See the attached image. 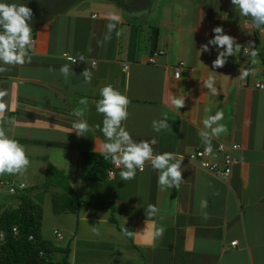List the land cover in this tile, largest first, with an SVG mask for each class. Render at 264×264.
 <instances>
[{
    "label": "crops",
    "instance_id": "crops-1",
    "mask_svg": "<svg viewBox=\"0 0 264 264\" xmlns=\"http://www.w3.org/2000/svg\"><path fill=\"white\" fill-rule=\"evenodd\" d=\"M111 15L120 18V35L114 31L105 41ZM216 26L242 47L224 67L213 69L217 51L200 48ZM33 37L30 62H0L8 68L0 72V91L5 93L0 128L25 147L30 160L22 175L4 176L24 183L30 179L25 191L37 202L50 190L62 191L59 174L70 184L79 197L77 210L56 214L61 233L54 235L56 245L68 247L66 264H264V89L252 85L254 79L264 81V26L253 29L251 18L239 15L231 0H154L151 9L129 17L112 0H75L37 23ZM154 48L162 52L149 63ZM62 52L85 57L70 65L74 76L67 80L59 71L70 64ZM179 61L183 63L174 77ZM86 68L92 73L87 84L80 75ZM246 69L251 73L239 76ZM209 75H215L217 95L203 85ZM107 84L131 101L123 126L134 140L155 138L154 152L183 157L179 188L162 189L150 162L131 180H123L117 166L101 179L80 178L81 150L102 152L105 142L95 126L102 128L96 103ZM173 95L186 96L184 107L172 105ZM81 98L88 103L80 104ZM74 109L84 110L89 125L84 136L73 131ZM217 110L224 113L219 123L227 126V134L214 137L212 146L218 141L239 144L237 161L225 178L185 157L205 147L198 133L206 115ZM165 113L171 128L157 133L152 122ZM49 177L55 184L45 189ZM7 199L0 194L1 202ZM204 200L207 207L201 206ZM148 204L158 210L149 219ZM160 227L164 231L156 236ZM124 229L134 234L125 235Z\"/></svg>",
    "mask_w": 264,
    "mask_h": 264
},
{
    "label": "clouds",
    "instance_id": "clouds-1",
    "mask_svg": "<svg viewBox=\"0 0 264 264\" xmlns=\"http://www.w3.org/2000/svg\"><path fill=\"white\" fill-rule=\"evenodd\" d=\"M231 4L239 15L251 18V26L253 29H259L264 26V0H231ZM32 10L25 4L0 2V62L3 65L14 66L23 65L31 61L29 51L32 44V28L30 21L32 20ZM120 23V18L116 15L109 17V22L106 24L105 41L111 39L112 33L117 31V24ZM213 36L207 40V43L202 44L200 52L210 54V46H213L217 51L215 60L212 61V68H222L227 63L228 57L237 56L242 45L236 41V38L226 34L222 26H216L212 29ZM254 42L249 41L248 46L254 47ZM222 49V50H221ZM90 51V49H89ZM256 52H252V57L255 58ZM70 64H65L60 67L59 71L67 80L69 76H74V72L70 65L76 64L77 61H85V57L80 54L77 57H69ZM255 63V59L252 61ZM8 71L7 67L0 66V72ZM54 71V69H49ZM212 73H215L211 71ZM251 73L250 69L240 72L239 76L247 77ZM216 74V73H215ZM83 77L85 84L90 83L92 73L87 68L80 74ZM203 85L213 95H217L218 91L215 87V75H209L203 81ZM5 95L0 91V98ZM100 97L96 103V110L102 114V128L98 124L95 127L100 129L105 137V142L102 144V154L104 159H110L117 167L121 168L120 176L123 180H131L135 178L137 170L143 171L146 162H150L154 170H157L158 184L164 188H179L182 178V160L183 157H178L173 152H154V145L157 140L136 141L131 134L123 126V121L128 118V106L131 103L126 94H122L112 84H107L100 89ZM186 96L173 95L171 103L178 110L184 107ZM86 98H81L80 104H87ZM5 111V105L0 103V114ZM206 113H210L211 109H205ZM73 115L77 117L73 123V131L78 136L89 131L87 120L84 119V110L74 109ZM0 119L3 116L0 115ZM224 119L222 110H217L215 115L208 114L203 119L202 123L204 130L198 134L201 142L205 146V151L212 153V139L219 137L221 134H227V126L219 123ZM153 130L159 133L161 130L171 128L168 123L167 114H163L159 120H153ZM30 165V160L26 155V149L15 138L6 134L3 128H0V175L5 173L11 175H22L27 171ZM202 207H207V201L201 202ZM157 208L153 204H148L145 208V216L147 219L153 217L157 213ZM206 218V214H205ZM164 229L160 227L155 235H162ZM99 234L98 232L96 233ZM124 234L131 236L133 231L124 229Z\"/></svg>",
    "mask_w": 264,
    "mask_h": 264
},
{
    "label": "trees",
    "instance_id": "trees-1",
    "mask_svg": "<svg viewBox=\"0 0 264 264\" xmlns=\"http://www.w3.org/2000/svg\"><path fill=\"white\" fill-rule=\"evenodd\" d=\"M74 1L46 0L42 3L41 10L39 4L36 5V11L30 21L32 36L37 23L50 19ZM112 1L120 8L123 15L129 17L151 9L154 0ZM154 42L155 28L153 27L150 44L154 45ZM78 162L80 178L83 180L104 178L106 169L111 165V160L104 159L102 152L91 150H81ZM49 170L51 171V168ZM1 178L10 180L13 184L20 181L6 176ZM50 178L45 182L43 188L47 189L50 185L55 184ZM56 181L58 185L62 186V191L50 190L49 198L52 211L54 213L75 212L79 197L61 174ZM4 193H6L9 202L7 204L0 203V264H66L68 247L56 245L41 235L42 208L39 202L34 200L28 191H25V183L22 188L15 189L12 193ZM56 252L61 254L60 259H54L53 254Z\"/></svg>",
    "mask_w": 264,
    "mask_h": 264
},
{
    "label": "built area",
    "instance_id": "built-area-1",
    "mask_svg": "<svg viewBox=\"0 0 264 264\" xmlns=\"http://www.w3.org/2000/svg\"><path fill=\"white\" fill-rule=\"evenodd\" d=\"M261 31V28L257 29ZM34 46V37L32 36V44L30 50ZM245 49H243L244 51ZM161 48H154L147 60L151 63L155 61V57L157 54L161 53ZM66 58L73 57L66 52H62ZM183 61H179L177 66L173 67V76L177 77L179 74L178 65L182 64ZM123 68L127 67V64L124 63L122 65ZM252 85L255 88L264 89V81L260 79H254L252 81ZM213 147L212 153H208L205 151V147H196L190 151H188L185 155L186 159L190 162L194 163L199 168L214 174L219 178H225L230 174L232 165L237 161V157L234 154V151L237 150L239 144L237 142H231L225 145L223 142L218 141ZM116 167L114 163L111 161V165L106 169V175H111L113 168ZM24 183L22 181H18L16 184H13L12 181L1 178L0 177V192L12 193L15 189L22 188ZM53 233L56 237L60 236V232L53 230ZM235 240L230 241V244H234Z\"/></svg>",
    "mask_w": 264,
    "mask_h": 264
},
{
    "label": "rangeland",
    "instance_id": "rangeland-1",
    "mask_svg": "<svg viewBox=\"0 0 264 264\" xmlns=\"http://www.w3.org/2000/svg\"><path fill=\"white\" fill-rule=\"evenodd\" d=\"M45 1L46 0H0V2H6V3L25 4V6L29 7L32 10V13H34L36 11V5H38V4H39V9L41 10V8H42L41 5ZM52 1H54V0H52ZM159 1H166V0H159ZM3 175H0V176H3ZM29 180L30 179L25 180V183L27 185H31ZM26 184H25V186H26ZM8 202H9V199H7L5 202H0V203L7 204ZM39 204L41 205V208H42L41 235L45 238L50 239L52 242L56 243V241L54 240V234L52 233V230L56 229L61 233L60 228H58V226L56 224V218H60L56 214H59V213H54L52 211L50 198H49L48 193L43 194L42 198H40ZM53 257H54V259H60L61 258L59 252L54 253Z\"/></svg>",
    "mask_w": 264,
    "mask_h": 264
}]
</instances>
